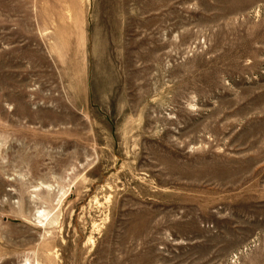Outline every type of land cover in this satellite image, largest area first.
I'll return each instance as SVG.
<instances>
[{
	"label": "rangeland",
	"instance_id": "374dc122",
	"mask_svg": "<svg viewBox=\"0 0 264 264\" xmlns=\"http://www.w3.org/2000/svg\"><path fill=\"white\" fill-rule=\"evenodd\" d=\"M0 264H264V0H0Z\"/></svg>",
	"mask_w": 264,
	"mask_h": 264
},
{
	"label": "bare ground",
	"instance_id": "6f19581e",
	"mask_svg": "<svg viewBox=\"0 0 264 264\" xmlns=\"http://www.w3.org/2000/svg\"><path fill=\"white\" fill-rule=\"evenodd\" d=\"M43 216H44V214H43ZM43 216H42V218H43ZM45 216H46V214H45ZM46 218H47V216H46Z\"/></svg>",
	"mask_w": 264,
	"mask_h": 264
}]
</instances>
